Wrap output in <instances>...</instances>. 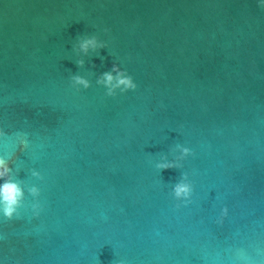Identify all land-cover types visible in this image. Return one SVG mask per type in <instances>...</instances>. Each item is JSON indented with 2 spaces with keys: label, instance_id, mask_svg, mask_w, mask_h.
Masks as SVG:
<instances>
[{
  "label": "water",
  "instance_id": "1",
  "mask_svg": "<svg viewBox=\"0 0 264 264\" xmlns=\"http://www.w3.org/2000/svg\"><path fill=\"white\" fill-rule=\"evenodd\" d=\"M262 5L0 0V156L25 187L0 212V264H264ZM93 35L107 47L85 55ZM113 64L136 90L106 95Z\"/></svg>",
  "mask_w": 264,
  "mask_h": 264
},
{
  "label": "clouds",
  "instance_id": "2",
  "mask_svg": "<svg viewBox=\"0 0 264 264\" xmlns=\"http://www.w3.org/2000/svg\"><path fill=\"white\" fill-rule=\"evenodd\" d=\"M264 6V5H262ZM107 31V30H105ZM107 47L106 42L99 40L95 35L87 36L79 41V51L87 55L89 51L96 52ZM84 60L80 59L76 62L78 67L84 66ZM72 86L79 90L80 88L88 89L91 87L89 79L74 74L71 76ZM96 83L102 85L106 89L107 96H115L117 90L124 93L128 91H134L137 88L133 77L128 74L126 70H122L117 64H113L110 71L101 73L97 78ZM7 134L0 129V138L5 137ZM175 150L179 151L177 160L183 161L189 155H193L190 148L177 144ZM156 168L161 172L169 169H178L182 167V164L167 161L157 163ZM32 176L38 179H43L40 172L32 170ZM0 212L7 220H12L14 216L18 215V209L23 206L25 200V187L22 182L14 178L13 169L9 163V160L0 156ZM27 193L34 198L36 202L32 204V209L36 215H39L40 204L38 197L40 196V189L33 185L27 188ZM174 198L177 201H183L185 205L191 203V197L193 194V185L188 178L187 173H183L181 179L175 183L172 192ZM179 207V205H177ZM228 209L222 210V216H226Z\"/></svg>",
  "mask_w": 264,
  "mask_h": 264
}]
</instances>
